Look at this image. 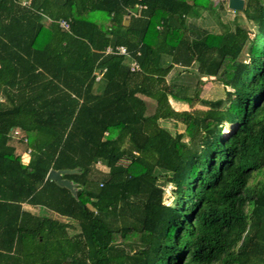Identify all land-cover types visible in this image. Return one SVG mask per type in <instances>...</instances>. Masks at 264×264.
<instances>
[{
  "label": "trees",
  "instance_id": "1",
  "mask_svg": "<svg viewBox=\"0 0 264 264\" xmlns=\"http://www.w3.org/2000/svg\"><path fill=\"white\" fill-rule=\"evenodd\" d=\"M21 1L0 0V264H264V0L235 11L255 33L189 21L213 0ZM176 66L225 97L166 81Z\"/></svg>",
  "mask_w": 264,
  "mask_h": 264
},
{
  "label": "rangeland",
  "instance_id": "2",
  "mask_svg": "<svg viewBox=\"0 0 264 264\" xmlns=\"http://www.w3.org/2000/svg\"><path fill=\"white\" fill-rule=\"evenodd\" d=\"M213 3H214V5L216 3L219 6L215 7L214 12H212V11L211 12L210 11L203 12L201 19L196 20L198 25H201V26L206 27L210 30H213L214 32H219V31L221 32L224 30L223 25L229 24L231 27H234L235 19H238V21L241 24H245L248 27H250L252 33L256 32V27L246 19L245 15L242 12H240L238 14V16H236L237 14L235 13V11L230 10L228 8V0H213ZM137 6L139 7V5H137ZM172 79H175V81H177L179 83H184V84L190 85L191 88H193V89L196 87H199L201 89L200 90V97L204 98V99H212L213 100V99L225 97V95H226L225 94V87L219 81L215 80L214 78L204 77V82L200 83L197 74H195L191 71H186L185 68H182L180 66H176L166 76V81H172ZM142 97L147 102V105H148L147 112L149 114L153 113L156 109V101L153 99H150L146 96H142ZM170 103H171L172 107L177 111L193 110V109H207L208 108L206 105H203L200 102H196V104L193 107H190L187 103L175 101L171 98H170ZM160 123L162 124V126L168 128L173 133L183 132L185 129V125L182 122H176L174 120H160ZM171 194H172V186L168 185L166 187V194H165V201L168 203L172 202L173 197ZM27 208H29V206ZM29 209H31L33 212H36V213L46 214V215L57 217V218H60L62 220L67 221L66 218H63L60 216L58 217L57 214H55L51 211L43 210V209H40L38 207H31ZM70 223H75V222L71 220ZM69 231L71 234H75L78 232V228L75 226V229H70Z\"/></svg>",
  "mask_w": 264,
  "mask_h": 264
},
{
  "label": "water",
  "instance_id": "3",
  "mask_svg": "<svg viewBox=\"0 0 264 264\" xmlns=\"http://www.w3.org/2000/svg\"><path fill=\"white\" fill-rule=\"evenodd\" d=\"M245 6V0H228V8L233 11H242ZM134 13L139 12V7L135 6L131 10ZM76 170H56V169H51L48 174L46 179L48 180H53L57 182L59 185L67 187L69 190H71L75 195H76V187L75 184L69 180L63 178V175L66 173H74Z\"/></svg>",
  "mask_w": 264,
  "mask_h": 264
},
{
  "label": "built area",
  "instance_id": "4",
  "mask_svg": "<svg viewBox=\"0 0 264 264\" xmlns=\"http://www.w3.org/2000/svg\"><path fill=\"white\" fill-rule=\"evenodd\" d=\"M21 4L23 6H28L30 4V0H22ZM59 24L64 29H69V27H70L69 21H67L65 19H61L59 21ZM104 52L106 54H118V55H124V56H128V57H129V54H130L129 51H128V48L126 46H124V45L116 46L115 48L112 47V46H108V47L105 48ZM130 66H131V70L132 71H137V70L140 69L139 63L136 60H134V59L130 62ZM99 77H100V75L98 76V78ZM14 135L18 139H21L23 137V136L20 135V130H18V129L14 131ZM25 141H26V139H25ZM30 152H31V149H28L26 154L24 155L23 159L25 161L29 159Z\"/></svg>",
  "mask_w": 264,
  "mask_h": 264
},
{
  "label": "crops",
  "instance_id": "5",
  "mask_svg": "<svg viewBox=\"0 0 264 264\" xmlns=\"http://www.w3.org/2000/svg\"><path fill=\"white\" fill-rule=\"evenodd\" d=\"M139 10H140V8H139ZM202 14H203V13H202ZM201 16H202V15H201ZM201 16H199L198 18H190L189 21L192 22V23L194 22L193 24H194V25H197V27L206 28V27H203V26H201V25H198V23L196 22V20L201 19ZM130 18H131L130 15L126 16L125 21H126V22H129ZM191 20H192V21H191ZM45 21H46V23L49 22L48 20H45ZM206 29H208V28H206ZM209 30H210V29H209ZM210 31H213V30H210ZM25 207L27 208L28 205H26ZM30 208H31V206H30Z\"/></svg>",
  "mask_w": 264,
  "mask_h": 264
}]
</instances>
